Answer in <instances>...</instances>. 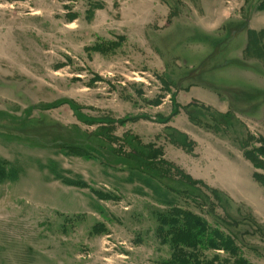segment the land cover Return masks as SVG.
<instances>
[{
  "label": "rangeland",
  "instance_id": "obj_1",
  "mask_svg": "<svg viewBox=\"0 0 264 264\" xmlns=\"http://www.w3.org/2000/svg\"><path fill=\"white\" fill-rule=\"evenodd\" d=\"M259 1L0 0V264H264Z\"/></svg>",
  "mask_w": 264,
  "mask_h": 264
},
{
  "label": "trees",
  "instance_id": "obj_2",
  "mask_svg": "<svg viewBox=\"0 0 264 264\" xmlns=\"http://www.w3.org/2000/svg\"><path fill=\"white\" fill-rule=\"evenodd\" d=\"M256 1L257 0H255V2ZM256 8H257V10L264 11V0H260L258 2V6H256ZM251 13L247 14L246 22H244V24H243L245 27L241 30L242 32H243V30H246V29H247V32L251 31L249 29V20L251 18ZM262 32H264V31H261V33ZM248 36H249V39H248L246 50L244 52L246 53V55H252V56L257 57V59L264 61V44L262 42V41H264L263 33L257 34L256 32L252 31L250 34H248ZM251 48H253L254 52L251 51ZM252 69L257 70V72H259L258 68H252ZM211 89L213 91H215L216 93H219V95H222V94H220V91H218L219 88L211 87ZM228 92H229V94L227 93L228 95H225V96H228L229 98L232 97L233 101H234V99H237L240 102V104H242L241 106H248V105H251L257 101L260 103L264 101V92L258 91V90L252 89V88L237 86V87H231ZM231 109L234 110L233 106H231ZM187 113H188V116L190 117V120L194 123L196 121V119L194 118L193 113L192 112H187ZM230 120H232V114H229L226 116L218 115V118L215 117L214 121L219 122L218 124H220L222 127H228V123L230 122ZM227 121H228V123H227ZM262 143H263V147H264V140L262 141ZM256 151H258L260 153V155H264V148H262L260 150H256ZM157 152L158 151L149 152L150 154H148V156H146V158L150 159V161L154 158H157V156L159 155V154L156 155ZM253 155H254L253 152H249V151L245 152V157L251 163L257 164ZM184 177H185V179L188 180V182L190 184L195 183L191 179H189L187 176H184ZM259 181L264 185V179L259 178ZM215 235L220 240V244H218V245L215 244L214 241L212 240V238L208 237L207 242L209 245V249L224 251L225 253H231L233 256L238 255L237 254L238 249L234 248V240H232L233 238H231V237L228 238V237L222 236L220 234L219 235L215 234ZM184 242H186V240ZM234 264H249V263H247V261H245L241 258H238L235 260Z\"/></svg>",
  "mask_w": 264,
  "mask_h": 264
},
{
  "label": "crops",
  "instance_id": "obj_3",
  "mask_svg": "<svg viewBox=\"0 0 264 264\" xmlns=\"http://www.w3.org/2000/svg\"><path fill=\"white\" fill-rule=\"evenodd\" d=\"M229 18H230V13L228 14V16H226V20H228ZM261 18H264V11L257 10V9L252 11L251 18L249 20V28L251 31L253 32L264 31V25H262V23H259V24L257 23V20Z\"/></svg>",
  "mask_w": 264,
  "mask_h": 264
}]
</instances>
